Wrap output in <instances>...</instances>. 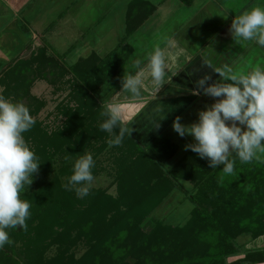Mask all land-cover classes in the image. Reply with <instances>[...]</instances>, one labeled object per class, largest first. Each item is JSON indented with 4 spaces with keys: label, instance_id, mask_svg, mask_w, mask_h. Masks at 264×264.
<instances>
[{
    "label": "trees",
    "instance_id": "trees-1",
    "mask_svg": "<svg viewBox=\"0 0 264 264\" xmlns=\"http://www.w3.org/2000/svg\"><path fill=\"white\" fill-rule=\"evenodd\" d=\"M182 1L191 4L194 0ZM140 7L139 0L129 6L131 21L126 34L110 53L102 56L92 52L65 65L76 77V81L69 79L66 83L74 82L75 88L90 96L89 91L97 90L107 77L130 69L134 55L132 18L139 15ZM21 66L17 63V75L24 69ZM61 73L67 75L64 70ZM21 76L26 82V75ZM74 101L77 106H64V125L50 132L39 123L23 135L39 158V172L33 174L36 186H28L22 195L31 204L27 230L10 229L14 239L0 249V264H145L150 252L147 250L160 245L166 248L157 264L264 261V249H256L245 250L243 259L226 262L227 256L243 251L236 242L241 233L255 238L264 235V153L258 152V159L250 163H242L232 153L229 159L235 160L234 171L226 174L223 166L210 168L209 161L191 149L176 157L177 145L170 139L159 137L144 147L131 132L120 146H113L114 166L107 171L117 194L92 186L89 195L79 198L75 191L64 187L75 160L92 154V173L98 177L106 168L100 157L109 151L107 141L112 137L99 127L106 117L100 115L104 108L96 105L95 99ZM184 180L193 183L192 192L182 187ZM178 187L187 191L194 204L187 223L173 226L148 220ZM80 243L88 250L76 260L72 250ZM52 247L56 252L47 257Z\"/></svg>",
    "mask_w": 264,
    "mask_h": 264
},
{
    "label": "crops",
    "instance_id": "crops-1",
    "mask_svg": "<svg viewBox=\"0 0 264 264\" xmlns=\"http://www.w3.org/2000/svg\"><path fill=\"white\" fill-rule=\"evenodd\" d=\"M118 1L0 0V64H9L13 59L11 57L17 55L21 50V45L26 42L20 35L21 30V32L25 31L19 27L18 22L20 21L23 25L29 24V37L43 36L48 39L52 36L56 39L70 40L65 54L82 49L89 38H96L98 41L112 37L111 26L102 29L107 32L105 34H102L101 30V35L95 32L94 36L91 35L93 34L91 31H96L97 23H100L93 16L106 15L109 17V13L113 12L111 20L121 23L116 28L123 27L124 34H126V27L131 21V18H128L130 14L128 9L136 0H122L121 8L124 11L119 21L116 7ZM231 1L236 0H227V3L206 0L194 14L184 18L186 14L183 15L181 9L185 3L182 0L175 2L174 0H139L141 7L138 8L137 14L139 15L136 19L132 18L135 29L130 37L134 47L133 58L141 59V66L144 67L147 64L148 53L157 46L163 49L168 64L165 84L159 92H156L151 78L146 73L140 99L129 98V94L122 91L121 86L111 97L110 102L120 103L123 106L125 123L133 129L132 134L144 147L149 146L155 139L164 137L177 145L176 157H180L190 150H185V145L195 143L191 136L180 137L173 130L172 124L177 116L181 117V123L184 125L197 122L199 111L215 102V98L204 95L202 90L200 95L192 94L193 91L198 90L196 81L206 74L212 77L208 81L209 84L219 80V75L204 64V61L210 62L213 67L228 64L237 73H246L258 66L264 67V47H260L254 41L235 42L229 31L236 15L249 10L254 5L264 6V2L257 4L258 0H244L243 5L239 3L236 4L237 7L232 8L233 5L229 3ZM239 1L241 0H237ZM104 4L109 9L106 8L94 14L98 12L95 6H104ZM223 5L227 7V10L223 9ZM111 6L114 8L113 11H111L113 9ZM151 7H155L152 12ZM48 16H54V21L48 22ZM17 29L19 30L18 37ZM116 36L117 46L119 42L118 35ZM11 37L14 38L13 42ZM14 43L19 46H13ZM116 46L104 52L106 48L94 46L84 57L92 52L105 56ZM80 57L81 55L77 60ZM136 71L137 69L133 74ZM157 121L158 129L153 126ZM263 237L264 235L259 238ZM263 247L264 244L257 246L256 249Z\"/></svg>",
    "mask_w": 264,
    "mask_h": 264
},
{
    "label": "clouds",
    "instance_id": "clouds-1",
    "mask_svg": "<svg viewBox=\"0 0 264 264\" xmlns=\"http://www.w3.org/2000/svg\"><path fill=\"white\" fill-rule=\"evenodd\" d=\"M229 31L235 42L254 41L264 47V6L254 5L236 15ZM146 59L144 67L142 60L136 59L135 74L125 72L121 81L122 91L133 100L142 96L146 73L156 92L165 84L168 69L165 51L157 46ZM204 64L219 75V80L209 84L212 77L206 74L196 81L198 90L192 94L200 95L202 90L204 95L215 98V102L199 111L197 122L184 125L177 116L172 127L180 137L194 138L195 143L185 145V150L191 149L207 159L210 168L223 166L222 171L231 174L235 164L234 159H229L232 153L242 163L258 159V152L264 153V67L237 73L228 64L222 67H213L208 61ZM103 107L100 115L106 119L99 127L111 135L107 141L109 147L120 146L125 135L130 136L133 131L125 123L123 106L110 102ZM34 123L24 103L0 95V249L12 243L7 229L27 230L31 204L21 199V194L33 183L40 162L23 133ZM153 126L158 129V121ZM94 164L90 153L76 159L65 189L75 191L79 198L89 195L95 179Z\"/></svg>",
    "mask_w": 264,
    "mask_h": 264
},
{
    "label": "rangeland",
    "instance_id": "rangeland-1",
    "mask_svg": "<svg viewBox=\"0 0 264 264\" xmlns=\"http://www.w3.org/2000/svg\"><path fill=\"white\" fill-rule=\"evenodd\" d=\"M155 1V0H154ZM161 1V0H157ZM176 0H174L175 2ZM206 0H197L193 1L191 4H184L182 5V14L185 15L184 18H187L190 14H194L197 9H200L202 6V2ZM217 2H224L227 3V0H215ZM117 10H118V21L120 20V16L123 17V11L121 8L122 0H119L118 2ZM233 6L232 8L237 7V5L244 4L245 1L241 0L239 2L231 1L229 2ZM234 4L236 6H234ZM89 7V6H87ZM115 7V8H116ZM109 7L105 6H95V9L98 11L94 14L100 13L102 10ZM113 8V6H111ZM227 7L223 5V9H226ZM228 8H230L228 6ZM240 8V6H239ZM94 9V8H93ZM114 8L111 10L113 11ZM227 10V9H226ZM225 10V11H226ZM112 13L110 12L109 15L111 16H93V18H97L100 22L97 23V30L91 31L92 36H94V32L96 34L101 35L100 31L103 28L111 26V29L113 31L112 37L107 39H99L102 40L101 42L96 38H89L85 41V45L80 50H76L75 52H68V54L64 53L68 49L67 47L70 44V40L68 39H56L52 38L50 36L48 39L43 38V36L37 37L34 36L29 37L28 35V25H23V23L20 21L18 22L20 25L19 27L25 29V31L21 32L20 35L22 36V39L26 42H24L21 45V50L17 55L12 56L13 58L9 64H0V95H3L6 99H10L13 102H22L24 103L29 111L30 114L33 116L35 123L32 126V128L29 130H34L39 124L42 123L43 125L47 126L48 130L50 132L58 129L62 125L65 124L67 120V116L64 112V106L70 105V106H77V103L74 100L78 99H86L89 101L90 98L95 99L96 105L98 104L101 108H104L103 106L106 103H110L111 96L113 95L114 91L117 88L121 87V81L125 74L131 73L134 71L133 63L136 59L132 58L130 62V69H126L121 75H114L107 77L97 88V90H90L89 95H87L85 92L81 91V89H77L74 87L72 82L71 84L66 83V80L69 79L75 80L76 77H73L72 74H70L65 68V65L67 64H74L78 60V56L81 55L83 58L85 55H87L94 46L103 48L104 51H108V49L113 48L116 46V34L118 35V42L121 41V37L125 36L123 27L116 28V26L121 25V23H115L112 21ZM48 22L51 20L54 21L55 17H47ZM112 22V23H110ZM19 29V28H18ZM17 29V30H18ZM94 30V29H93ZM102 34H105V30H102ZM110 32V31H109ZM19 30L17 31V37L19 36ZM25 35V36H24ZM12 42L14 41V38H12ZM78 40V39H74ZM17 42V41H15ZM106 42V43H105ZM73 44V42H72ZM71 44V45H72ZM17 43H14L13 46ZM70 45V46H71ZM70 50V49H69ZM64 53V54H63ZM79 53V54H78ZM80 57V59H82ZM79 59V60H80ZM139 59V58H138ZM19 60V61H18ZM17 63H20L21 68L24 67L27 72H24L23 69L18 75H17ZM69 66V65H68ZM29 69H27V68ZM68 72L66 76L61 73V71ZM26 75L27 81L25 82L24 79L22 80L21 75ZM75 76V75H74ZM20 84V86H19ZM82 97V95H84ZM73 99V100H72ZM74 101V102H73ZM85 101V100H84ZM86 102V101H85ZM24 135V133H23ZM108 152L104 153L100 157V160L102 164L105 165V170L101 172V174L95 178L92 186L93 187H101V188H107L108 192L115 196L117 194V188L116 185H113V177L110 176V174L107 172L109 169H112V166H114V163L112 162L115 160L116 154H114V148L108 147ZM182 187L186 188L189 191L192 192L194 189L193 183L184 180L182 181ZM31 187L36 186V179H33V183L30 185ZM187 191L180 190L179 188L175 192L173 196H169L166 198L152 213L151 217L148 220H151L152 222L164 223L166 225H173V226H183L191 217V212L194 207L193 202L191 201L190 197L187 196ZM21 194V199H22ZM221 199V198H220ZM144 225V224H143ZM143 227V226H142ZM9 234V238L13 240L10 229L6 230ZM155 232V230H154ZM153 232V233H154ZM236 233H239L240 230L237 229L235 231ZM243 232V231H242ZM218 234V232H217ZM237 237V236H236ZM142 238V236H141ZM140 238V239H141ZM237 240V241H236ZM236 242L241 245L242 250L239 251V253H236L234 255H229L226 257V262L230 263L233 261H236L237 259H243L246 255L245 250L252 251L257 248V246H260L264 244V237H252L250 234L241 233L239 237L236 238ZM145 242V240H143ZM218 241V240H217ZM148 243V242H147ZM232 247V246H231ZM54 248V247H52ZM48 249L46 256L49 257L53 255L56 250L54 249ZM166 246L160 245L159 247L153 248V251L151 249H148L149 256L146 258L145 264H154L155 261L157 264V261L160 262V257H163L165 253ZM264 249V247L262 248ZM88 247L84 243H80L78 246H75L72 250L74 257L76 260H80L82 256L87 252ZM237 250V249H236ZM157 251V253L155 252ZM229 251V250H227ZM135 257V256H134ZM131 258V261H135L136 257ZM162 259V258H161ZM110 263V262H109ZM111 264V263H110ZM119 264V263H116ZM245 264H264L263 262H256V263H248Z\"/></svg>",
    "mask_w": 264,
    "mask_h": 264
}]
</instances>
